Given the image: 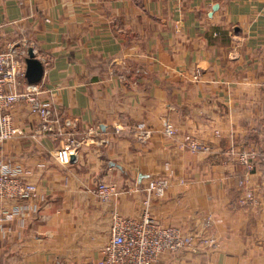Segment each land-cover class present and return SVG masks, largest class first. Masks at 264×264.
I'll return each mask as SVG.
<instances>
[{
  "label": "crops",
  "instance_id": "1",
  "mask_svg": "<svg viewBox=\"0 0 264 264\" xmlns=\"http://www.w3.org/2000/svg\"><path fill=\"white\" fill-rule=\"evenodd\" d=\"M0 35L32 47L38 96L56 116L53 134L3 144L0 158L20 164L39 209L0 225V264H97L111 213L140 215L153 176L170 185L150 210L215 238L157 264H264L263 170L256 159L249 176L261 204L241 207L235 157L264 133V0H0ZM12 115L26 132L39 123L25 102ZM68 135L65 166L55 151ZM185 135L211 151H190ZM95 180L112 183L116 198L101 201Z\"/></svg>",
  "mask_w": 264,
  "mask_h": 264
},
{
  "label": "built area",
  "instance_id": "2",
  "mask_svg": "<svg viewBox=\"0 0 264 264\" xmlns=\"http://www.w3.org/2000/svg\"><path fill=\"white\" fill-rule=\"evenodd\" d=\"M19 4L33 0H17ZM0 35V152L3 144L14 137L30 136L34 139L39 135L53 134L52 122L55 109L49 100L39 98L41 84L29 83L25 80L26 47L18 46L14 41H3ZM193 78H198L195 72ZM19 102H25L28 111L37 116L39 123L30 132L16 125L12 110ZM163 131L174 135L176 129L172 123L163 121ZM141 134L151 132V128L139 123ZM184 145L192 152H210L211 144L194 135L184 136ZM75 140L70 135L56 149L55 158L61 165L72 162L71 154ZM236 161L244 166L245 176L236 179L239 193L237 204L241 207L260 205V197L256 192V183L249 179L255 168L256 159L264 174V133L259 146L241 147L235 153ZM0 158V225L21 218L30 209L36 212L39 207L34 201L36 186L26 180L23 169L18 163L6 162ZM5 162V163H4ZM170 183L166 177L153 176L146 180L143 187L142 210L138 216H125L114 210L110 216L109 235L99 249L97 264H157L166 255L178 251L185 246L211 247L215 238L201 231L187 232L176 224L164 223L150 210L154 199L166 194ZM92 192L101 201H112L118 191L112 183L95 180ZM9 200L5 206L2 201ZM212 220L209 215L207 220Z\"/></svg>",
  "mask_w": 264,
  "mask_h": 264
},
{
  "label": "water",
  "instance_id": "3",
  "mask_svg": "<svg viewBox=\"0 0 264 264\" xmlns=\"http://www.w3.org/2000/svg\"><path fill=\"white\" fill-rule=\"evenodd\" d=\"M25 62V78L29 83L38 82L43 74L42 62L34 55L32 47L27 49V54L24 58ZM71 159H74V154H71Z\"/></svg>",
  "mask_w": 264,
  "mask_h": 264
}]
</instances>
